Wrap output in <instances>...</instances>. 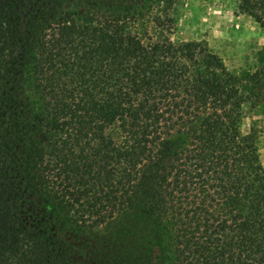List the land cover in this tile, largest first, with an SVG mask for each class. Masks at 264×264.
<instances>
[{"label":"trees","instance_id":"trees-1","mask_svg":"<svg viewBox=\"0 0 264 264\" xmlns=\"http://www.w3.org/2000/svg\"><path fill=\"white\" fill-rule=\"evenodd\" d=\"M178 1L0 0V264H264V47L174 41Z\"/></svg>","mask_w":264,"mask_h":264},{"label":"rangeland","instance_id":"rangeland-1","mask_svg":"<svg viewBox=\"0 0 264 264\" xmlns=\"http://www.w3.org/2000/svg\"><path fill=\"white\" fill-rule=\"evenodd\" d=\"M172 15L174 28L170 36L174 41L205 40L231 71L256 69L259 51L264 47V29L241 9L239 0H179ZM252 124L264 130V100L257 106L244 105L243 131L248 132ZM258 145L264 165V131Z\"/></svg>","mask_w":264,"mask_h":264}]
</instances>
